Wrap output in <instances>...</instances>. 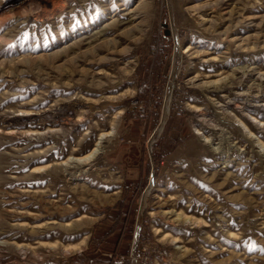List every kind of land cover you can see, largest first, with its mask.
Here are the masks:
<instances>
[{
    "label": "rangeland",
    "instance_id": "374dc122",
    "mask_svg": "<svg viewBox=\"0 0 264 264\" xmlns=\"http://www.w3.org/2000/svg\"><path fill=\"white\" fill-rule=\"evenodd\" d=\"M143 179L127 264H264V0H0V264H71Z\"/></svg>",
    "mask_w": 264,
    "mask_h": 264
},
{
    "label": "trees",
    "instance_id": "16d2710c",
    "mask_svg": "<svg viewBox=\"0 0 264 264\" xmlns=\"http://www.w3.org/2000/svg\"><path fill=\"white\" fill-rule=\"evenodd\" d=\"M168 39L170 40L166 35H162L159 39L160 53H164L166 50L170 49V45H167V43H169ZM160 53L158 52V55L155 57L151 66L145 65L144 63L139 66L140 86L138 96L140 103H138L137 108L139 104H143L144 101H154L157 97L161 98L160 87H158V73L162 71L163 63L160 59ZM155 106L159 113L161 99L155 102ZM178 129L179 131L175 138H162L155 144L156 152L154 153V159L156 163L161 162V160L169 155L171 150L177 144L182 143L188 138V133H186L185 129H182L181 126H178ZM144 183L145 181L143 179L139 183H136L133 188L126 190L125 195L128 197V203L125 202V199H121L114 206H108L102 210L106 212V215L111 216L113 220L112 227L105 233L94 229L89 241V246L80 254L73 255L71 258V264H127L126 259L120 260V255L126 253V251H123L125 241L124 235L128 222L131 219V216L133 217L136 210L135 199L139 194L140 186ZM116 224L118 227L120 226V233L118 234L116 233L118 229ZM111 236H113V238L109 241L108 238ZM101 247L106 249L101 250Z\"/></svg>",
    "mask_w": 264,
    "mask_h": 264
},
{
    "label": "bare ground",
    "instance_id": "6f19581e",
    "mask_svg": "<svg viewBox=\"0 0 264 264\" xmlns=\"http://www.w3.org/2000/svg\"><path fill=\"white\" fill-rule=\"evenodd\" d=\"M221 81V80H220ZM214 82H216V81H214ZM217 84V83H216ZM216 86V85H215ZM111 133H112V130L109 132V133H106L104 136H109V135H111ZM104 136L101 134L100 135V137L98 138V140L96 141V146L97 147H95L94 148V152L95 151H97V152H101L102 151V145H101V142L103 141V139L102 138H104ZM93 156V152L91 153V154H87V155H84V156H75L74 158H73V163H75V164H77V165H79V164H81V163H89V162H91L93 159H95L94 158V156ZM92 157V158H91ZM63 164H66V165H68L69 164V166L71 165V163H69V161H67V162H63ZM73 166H75V165H73ZM94 189V188H93ZM85 190H87V191H92V193H95V195H97L98 193H99V190L97 191V190H92V189H90V188H86ZM77 219H81V217H78ZM82 220V219H81ZM80 223V222H79ZM67 225H71L72 223L71 222H67L66 223ZM85 226V225H84ZM87 237H88V233H85V230H83L82 232H81V238L79 239V241L77 242V243H73V244H71V245H69L67 248L68 249H72V250H78V249H81V247H82V245H84V243L86 242V239H87ZM175 241H177V240H175ZM66 248V249H67Z\"/></svg>",
    "mask_w": 264,
    "mask_h": 264
},
{
    "label": "built area",
    "instance_id": "2783aa9c",
    "mask_svg": "<svg viewBox=\"0 0 264 264\" xmlns=\"http://www.w3.org/2000/svg\"><path fill=\"white\" fill-rule=\"evenodd\" d=\"M145 248H144V252H145ZM135 249L132 248V252L130 253V255L128 256V258L131 260V264H132V254L134 253ZM147 256L145 255H142L141 257V263H137V264H147ZM123 259H126V256L125 255H121L120 256V260H123Z\"/></svg>",
    "mask_w": 264,
    "mask_h": 264
}]
</instances>
